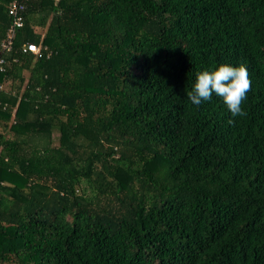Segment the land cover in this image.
I'll list each match as a JSON object with an SVG mask.
<instances>
[{
    "label": "trees",
    "instance_id": "obj_1",
    "mask_svg": "<svg viewBox=\"0 0 264 264\" xmlns=\"http://www.w3.org/2000/svg\"><path fill=\"white\" fill-rule=\"evenodd\" d=\"M22 16L0 72V264H264V0ZM220 64L247 68L244 117L188 98Z\"/></svg>",
    "mask_w": 264,
    "mask_h": 264
},
{
    "label": "clouds",
    "instance_id": "obj_2",
    "mask_svg": "<svg viewBox=\"0 0 264 264\" xmlns=\"http://www.w3.org/2000/svg\"><path fill=\"white\" fill-rule=\"evenodd\" d=\"M251 89L249 73L244 65L233 66L220 64L214 70H204L196 73V79L188 98L193 105L199 107L208 102L213 95L223 99L233 118L246 116L242 107ZM234 123V119L228 121Z\"/></svg>",
    "mask_w": 264,
    "mask_h": 264
},
{
    "label": "built area",
    "instance_id": "obj_3",
    "mask_svg": "<svg viewBox=\"0 0 264 264\" xmlns=\"http://www.w3.org/2000/svg\"><path fill=\"white\" fill-rule=\"evenodd\" d=\"M26 0H12L8 6V15L10 16L11 23L7 29L6 36L4 40L1 42V52L3 55H0V72H4L6 70V60L5 53H8L12 50L13 41L16 36L17 31L23 26V16L22 12L25 7ZM22 51L31 52L35 54L37 57H42L43 52L41 46L34 42H25L22 46ZM49 54H47L48 56ZM5 91L4 83L0 82V94ZM5 108V105L3 106Z\"/></svg>",
    "mask_w": 264,
    "mask_h": 264
}]
</instances>
